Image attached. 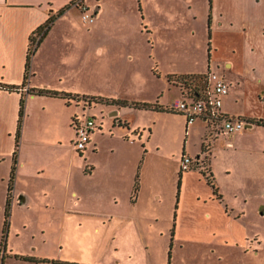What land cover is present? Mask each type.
I'll use <instances>...</instances> for the list:
<instances>
[{
	"label": "rangeland",
	"instance_id": "374dc122",
	"mask_svg": "<svg viewBox=\"0 0 264 264\" xmlns=\"http://www.w3.org/2000/svg\"><path fill=\"white\" fill-rule=\"evenodd\" d=\"M108 1L110 5L105 10V22L88 23L90 27L96 25L88 31L84 23L78 24L71 17L68 22L58 24L53 35L42 44V57L48 55L56 61L61 54H77L75 63L69 67L78 74L70 84L104 92L105 53H133L134 60L131 64L125 63V68H134L144 86L137 89L128 84L121 89L112 87V90L120 92L129 100L134 97L157 103V100H161L158 98L160 94L164 103L178 100V88L167 86L166 80L156 76L154 71L162 75L188 64L201 66L207 60L209 28L204 12H207L210 0ZM129 4L134 13L132 20L127 10L120 25L108 21V16L118 10L123 13L122 6L128 7ZM139 4L144 9L143 16L139 12ZM146 25L148 28H145ZM60 29L65 34L58 37L56 33ZM69 30L72 33L78 30L76 37L69 35ZM38 36L33 37L35 42L31 46L36 43ZM96 53L102 54L99 56ZM54 66L59 69L57 62ZM125 72L128 74V70ZM35 78L38 80L40 77L37 75ZM186 78L187 86L193 89L194 83L191 80L194 77L189 75ZM194 89L198 90V87ZM156 91L158 94L155 96ZM41 96H45L43 98L46 102L40 95L30 100L32 113L28 115L27 121L30 122L28 131L31 138L23 147L26 154L22 160L33 165L60 160L63 174L69 171L71 183L84 189L80 168L88 161L100 168L105 164V119L110 117L113 121V118L106 113L105 103L93 99L96 102H92L91 110L86 111V115L95 117L97 122V139L94 141L97 150L91 149L93 143L90 141L87 144L90 148L81 154L72 148L73 137L68 143L65 141L74 132L66 122H62L64 118L60 119L59 127L53 125V117L61 114L64 99ZM136 109L129 112V121L146 132L142 140L138 139L137 134L134 137L139 142L138 161H141L140 165L147 162L151 166L142 177L140 196L141 172L138 171V205L135 208V204L131 207L129 205L128 208L120 203L117 207L118 211H129L134 217L132 228L127 233L115 231L114 227L108 229L105 222L110 218L106 216L105 200L65 195L61 184L66 177L59 180L50 173H44L29 182L20 181L19 188L27 196L28 202L21 205L16 202L13 205L11 201L8 224L4 229L3 182L8 171L7 160H4L0 164L5 169L1 170L4 176L0 177V264H35L21 260V256L25 255L75 261L77 264H264V252L260 250L257 256L251 249L244 251L241 243L244 241L241 237L249 238L255 233L258 240L253 243L260 241L262 246L259 249L264 245V213L260 209L262 187L257 180L262 166V162L258 161L264 159V153L259 151L264 150V130H258L246 139L250 142V147L246 149L224 135L215 141L211 170L215 185L223 195L222 204L233 206L234 212H242L239 217L224 219L215 204L208 202L197 206L195 203L197 196L211 193V187L202 173H209L210 155L205 149L201 150L206 155L203 164L183 172L186 174L187 185L178 202V191H181V187H178L181 154L197 157L196 153H200L201 143L207 133L205 124L201 120L187 123L179 113L156 114L152 110ZM25 114H29L26 104ZM101 120L102 127L99 126ZM253 150L255 152L251 154ZM90 151L93 154L90 155ZM154 190L161 195L158 201L150 200V192ZM135 211L142 213L137 220ZM177 211L182 217L177 226L178 236L173 240L171 230L177 221V216L173 221ZM206 212L212 213L210 218L205 216ZM152 215L158 216L157 221ZM215 227L225 230L217 233Z\"/></svg>",
	"mask_w": 264,
	"mask_h": 264
},
{
	"label": "crops",
	"instance_id": "0c3cea01",
	"mask_svg": "<svg viewBox=\"0 0 264 264\" xmlns=\"http://www.w3.org/2000/svg\"><path fill=\"white\" fill-rule=\"evenodd\" d=\"M80 1L84 6H87L89 11L94 15V20L91 24L105 22V10L110 5L108 0ZM76 2L77 0H0V164L2 161L7 160L8 168V171L5 174V182H3V196L6 201L12 167V154L15 146L19 101L21 97H25V104L29 114H25L23 118L24 122H22L17 163L14 171L12 189L10 191V198L13 205L16 202L20 205L28 202L27 196L24 195L21 188H19L20 181L29 182L30 179L44 173H50L52 176L59 178V180L65 176L66 180L61 184L65 195L67 194L74 198L85 196V198L94 197L98 200H105V209L108 213L106 216L110 218L107 223L105 222V227H108V229L114 227L115 231L121 230L124 233H127L133 226L134 217L129 214V211L125 213L118 211L117 207L120 203L125 204L128 208L129 205L131 207L135 204L134 208L138 205L137 193L139 192L140 196V192H142V177L150 170L151 166L150 163L147 162H143L140 165L141 161H138L140 150L137 144H139V142H137L134 137L135 134H137L139 135L138 139L142 140V138L144 139L146 132L142 131L140 126L132 124L129 121L128 114L129 112L134 111V107L105 104L106 113L113 118V121H111L110 117L107 118L108 120L105 119V164L100 168L91 164L92 161H88L89 163L86 162V164L80 168L84 177L81 179L84 183V189L80 188V186L76 187L71 183L69 171L66 172V174H63L64 168L62 161L60 160L54 163L44 162L35 165L26 160H22L26 154L23 147L29 141V138H31L28 131V124L30 125V122L27 121L28 115L30 116L32 113V110H30V100L39 96L28 93V89L43 88L57 91L59 93L71 94L73 102L68 100L65 101L64 98V100H62V98L57 97L64 102V105H62L64 107L61 109V114L53 117V125H56V127H59V124L61 123L60 119L62 118H64L62 119L63 123L66 122L70 128L72 127V118L75 115L79 116L82 111L83 99L102 97L106 99H122L129 102L147 101L146 99L137 100L140 98L135 99L134 97L132 98L133 100H129L120 92L112 90V87L121 89L122 86L128 84L137 89L144 86L141 76L134 70V68H129V66L125 68V63L131 64L134 60L133 53H105L106 71L104 92L88 90L87 87L84 88L81 85L72 86L70 84L78 74L76 70L71 71V67H69V65L75 63L77 54H61L59 58H56V61L51 59L48 55H43L42 57L43 53H41V51L44 45L43 42L53 35L58 24L65 21L68 22L70 17L75 22H78V24L79 22L84 23L81 19V7L78 6ZM66 5H69V7L56 18L37 49L33 52L30 62L31 75L23 84L25 60L31 34L38 27L42 26L50 15L55 14ZM122 7L124 8L123 13H120V10H118L114 15L107 17L108 21H115L117 25H120V21L125 19V13H128L127 10H129L127 15L132 20V15H134V13L130 4L128 7L126 5ZM138 9L141 16H143L144 9L140 7V4ZM204 13L209 28V53H207V60L204 61L203 65L199 66L197 64H192L191 66L188 64V66L184 68L168 71L162 75H159L156 70L154 72L156 76H161L164 78V81L166 80L167 86H175L178 88L180 92V98L178 100L188 93L187 91L190 89L187 86V76L214 73L217 77L222 78L229 86L227 94L222 96L223 111L232 117L244 120L247 125L241 131L235 132L230 136H224L239 143L238 145L241 148L246 149L250 147V142L246 141V139L254 132L264 130V126L249 122L250 120L258 118L264 119V0H210L208 10ZM65 25L66 24H64V26ZM68 25L72 27L71 23ZM74 25H76V23ZM84 25L87 26V31L92 27V25L91 27L88 26V23H84ZM94 26L96 25H93V27ZM145 28H148V26L146 25ZM77 32L78 30H76L75 33H72V30H69L68 34H73V36L76 37ZM81 33L83 34V32ZM56 34L58 37H61L65 32H63V29H60ZM38 37H40V35ZM96 54L100 56L102 53ZM55 62H57L59 69L57 66H54ZM52 65L53 68H51ZM127 70L128 74L125 72ZM37 75L40 77L38 80L35 78ZM170 77L171 79H169ZM73 84L75 85L76 82ZM8 86H17L18 89L10 90L7 88ZM137 89H135V91ZM157 94L158 91H156L154 95L156 96ZM40 97L43 98L45 96L40 95ZM158 98L161 100H157V103L162 107H169L170 104L178 101L176 100L172 103L167 101L164 103L162 101V94H160ZM43 101L46 102L44 98ZM141 110L143 111V109ZM146 110L149 109H145L144 111ZM152 111L156 112V114H178L177 112ZM179 115L181 114L179 113ZM197 120L200 121V119H196V121ZM101 121L102 122L99 123L100 127L103 126V120ZM202 123L204 122L202 121ZM187 127L188 126L186 125V128ZM205 127L207 133L204 136V142L201 143V154L196 153L197 155H195H200V158L203 159L206 155H202L201 150H207V153L210 155L209 169L212 172L211 156L215 148V141L219 136L223 135L217 134L214 129H211L206 124ZM96 132L98 131L94 130L91 132L89 137V142L91 141L94 145V141L97 139ZM72 135L67 136L68 140L65 139L66 143L69 142V139L70 141L72 140ZM58 138H60V136H58ZM147 138H149V136ZM93 144L91 149L93 148L94 150H97V144L95 146H93ZM87 148L90 147L87 146L85 150ZM259 151L264 153V150ZM254 152L255 150L251 151V154ZM89 154H93V151H90ZM203 154H205V152ZM182 155L183 153L181 156ZM258 162H262L261 173L257 175V180L262 187L260 192V196L262 197L260 209L264 213V159H259ZM1 170L5 169L0 167V174ZM138 171L141 172V185L139 184V190L137 189L138 192L136 191L137 195H133L134 184L137 179L139 180ZM180 172L179 169V173ZM185 175L186 174L182 172L180 180L181 191H178L179 198L177 197L178 202L181 200L183 188L187 185ZM3 176L4 174H1L0 177ZM205 181L208 184L207 180ZM213 182L215 184L214 179ZM216 187V193L213 192L211 187L210 194L203 197L197 196L195 199L197 206L206 205L209 202L216 205L218 213L222 218L230 219L232 217H239L242 212H234L235 209L233 206L222 204L224 202L223 195L219 192V187ZM21 192L23 194H20ZM43 195L45 196L46 194L43 193ZM260 196L258 198H261ZM134 197L135 199L132 200ZM150 197V200L158 201L161 195L154 190L150 192ZM244 201L246 202L247 199ZM179 207L180 203L178 211ZM178 211L173 219V221H175L177 216V221L176 223H173L171 230L173 240H176V237L178 236L177 226L181 223L182 215L181 213L179 214ZM135 213V220H137V218H140L139 214L142 213L136 211ZM211 214L206 212L205 216L210 218ZM151 217H154L155 221L158 219L157 215H152ZM113 219L114 221H112ZM214 230L217 233H223L225 229L215 227ZM247 237H241V239L244 238V241L241 242L242 245H244V251L251 249V251L257 256H259L261 251L264 252V245L263 248H258L262 246L260 241L253 243V241L258 240V235L253 233L249 238ZM241 239L239 241H241ZM49 260L54 259L51 258Z\"/></svg>",
	"mask_w": 264,
	"mask_h": 264
},
{
	"label": "built area",
	"instance_id": "2783aa9c",
	"mask_svg": "<svg viewBox=\"0 0 264 264\" xmlns=\"http://www.w3.org/2000/svg\"><path fill=\"white\" fill-rule=\"evenodd\" d=\"M76 4L81 7V19L84 23H91L94 15L87 6H84L80 0ZM39 38V37H38ZM205 87L197 94L196 90L188 89L180 100L171 104L169 108L183 115L187 123H192L196 119L202 120L208 127L214 129L217 134L232 135L235 132L245 128L244 120L232 117L226 114L222 109V96L228 92V84L214 73H208L205 77ZM82 114L75 115L71 121L74 132L72 146L74 150L81 153L89 143L91 132L96 130L95 117L86 115V111L90 110L94 100L83 99ZM200 160V156L192 157L187 154L181 156L180 170L182 172L190 170L196 166Z\"/></svg>",
	"mask_w": 264,
	"mask_h": 264
},
{
	"label": "trees",
	"instance_id": "16d2710c",
	"mask_svg": "<svg viewBox=\"0 0 264 264\" xmlns=\"http://www.w3.org/2000/svg\"><path fill=\"white\" fill-rule=\"evenodd\" d=\"M68 7H69V5H66L63 8H61L60 10H58L55 14L50 15L49 18L46 20V22L42 26L38 27L31 34L30 39H29L28 51L26 54V60H25L23 84L26 82L27 78L31 75L30 62H31V56L33 55V52L37 49L38 45L42 41L43 37L46 35L47 31L50 29V27L52 26V24L54 23L56 18L58 16H60ZM36 35H40V37L37 38L36 43L33 46H31V44L33 42H35L33 37ZM191 76H193L194 80H195V82H194V80H191L192 83H194V87L195 88L198 87V90L195 89L197 94H198L199 91H201L205 87L206 75L194 74ZM169 79H171V77ZM196 79H198V80H196ZM7 88L10 90H17L18 89L17 86H8ZM28 93L37 94V95L61 97L64 99L66 98L68 101L73 99L71 97V94H69V93H59L57 91L47 90V89H43V88L28 89ZM92 99H96L97 101L99 100V102L105 103L107 105L129 106V107H134V108H138V109H149V110H156V111L175 112L171 108L162 107L158 103H146V102H135V101L129 102L127 100H122V99H106V98H102V97H92ZM96 100H94V102H96ZM24 113H25V97H21L20 101H19L17 128H16V132H15V146H14V151L12 154V167H11V171H10L9 185L7 188V197H6L5 206H4V229L7 227V224H8V217H9L10 206H11L10 191L12 189L14 171H15L16 163H17V154H18L19 141H20V137H21V129H22V122H23V118H24ZM72 121H73V119H72ZM249 122L254 123L256 125L264 126V119H262V118L250 120ZM203 153L204 152H202V155H205ZM204 159H205V156L203 157V159L200 158V160L196 166L202 165ZM192 168H195V166ZM202 173L205 176L208 184L212 187L213 192L216 193L217 187L215 186V184L213 182L214 178H213V174L210 171V169H209L208 175L205 171H203ZM181 174H182V171L179 173L178 187H180V183H181V181H180L181 180ZM137 189H138V183L136 181L134 184V188H133V195L136 193ZM21 258L24 260H27V261L35 262V263L52 262L53 264H76L75 262H68V261H61V260H49L47 258H37L34 256H21Z\"/></svg>",
	"mask_w": 264,
	"mask_h": 264
},
{
	"label": "flooded vegetation",
	"instance_id": "af4514ba",
	"mask_svg": "<svg viewBox=\"0 0 264 264\" xmlns=\"http://www.w3.org/2000/svg\"><path fill=\"white\" fill-rule=\"evenodd\" d=\"M35 257V256H34ZM37 258H39V257H37ZM21 260H24V259H21ZM25 261H27V260H25ZM2 262V261H1ZM30 262H32V261H30ZM33 263H35V262H33ZM39 263H43V262H39ZM76 263V262H75ZM36 264V263H35ZM38 264V263H37ZM77 264V263H76Z\"/></svg>",
	"mask_w": 264,
	"mask_h": 264
},
{
	"label": "water",
	"instance_id": "95a60500",
	"mask_svg": "<svg viewBox=\"0 0 264 264\" xmlns=\"http://www.w3.org/2000/svg\"><path fill=\"white\" fill-rule=\"evenodd\" d=\"M247 126V125H246Z\"/></svg>",
	"mask_w": 264,
	"mask_h": 264
}]
</instances>
